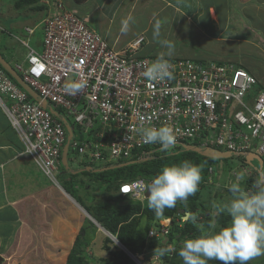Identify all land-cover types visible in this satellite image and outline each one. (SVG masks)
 Masks as SVG:
<instances>
[{"label": "built area", "instance_id": "built-area-1", "mask_svg": "<svg viewBox=\"0 0 264 264\" xmlns=\"http://www.w3.org/2000/svg\"><path fill=\"white\" fill-rule=\"evenodd\" d=\"M43 4L44 15L35 24L43 40L31 46L36 26L25 28L26 39L18 40L26 54L13 67L47 106L29 100L0 68V108L22 143L21 154L57 188L54 175L68 141L69 118L86 135L72 138L69 146L92 165L140 161L150 155L146 150H161L158 142L145 143L139 134L142 127L161 126L174 129V146L185 142L243 157L253 153L264 160V84L245 69L232 63L169 59L171 78L149 82L142 71L157 58L138 55L144 37L117 50L63 0ZM73 81L84 84L76 95L64 91ZM141 181L148 183H122L118 193L143 202L147 188L139 191ZM159 224L148 232L149 238L168 233L170 219Z\"/></svg>", "mask_w": 264, "mask_h": 264}, {"label": "crops", "instance_id": "crops-1", "mask_svg": "<svg viewBox=\"0 0 264 264\" xmlns=\"http://www.w3.org/2000/svg\"><path fill=\"white\" fill-rule=\"evenodd\" d=\"M40 1V4H43L46 0ZM63 1L66 7L87 25L93 22L96 26L90 27L91 30L105 38L108 44L117 50L123 49L138 37H144L138 55L158 58L159 54L167 49L161 45L155 46V43L160 39H168L173 42L174 49L173 55L166 57L167 59H190L200 62L209 59L221 64L232 63L245 69L264 84V0ZM89 3L91 6L86 8ZM0 6L13 16L15 11L24 15L32 12H11V8H14L11 0H0ZM37 14L42 17L44 11ZM129 15L133 17V22L126 33H121V21ZM156 20L161 21V35L158 40L153 39ZM27 27L30 26H25L24 30ZM0 30L6 32L1 25ZM195 32L200 33L198 35L203 39L209 40V50L212 48L213 52L207 50L208 43L205 47L206 41L195 40L192 35ZM174 38L180 43H189L188 39L191 38L201 50L198 49L194 56L189 55L195 58L184 57L188 54L177 51ZM0 118L3 121L0 126V164L3 165L0 169V212L7 214L6 218H0V226L5 221L11 230H18L21 225L22 231L27 229L32 232L31 224L42 221L47 232L59 234V237L63 238L62 241L65 240L64 243L71 246L84 224L85 211L78 204L74 205L72 202L75 200L71 197L66 196L72 202H65L61 193L50 191L51 187L45 185V180L37 173L34 165L32 170L29 157L21 154L22 143L1 108ZM81 162L82 160L79 161L80 166ZM39 183L45 185L44 188ZM13 189L18 191L17 199L10 195ZM29 193L31 194L28 195ZM43 196L47 198L46 203L41 202ZM27 200H30L29 205ZM40 205L43 213L38 211ZM6 239L7 236L3 234L0 236V243L6 242Z\"/></svg>", "mask_w": 264, "mask_h": 264}, {"label": "trees", "instance_id": "trees-1", "mask_svg": "<svg viewBox=\"0 0 264 264\" xmlns=\"http://www.w3.org/2000/svg\"><path fill=\"white\" fill-rule=\"evenodd\" d=\"M11 2L15 10L39 13L46 9L44 4H40V0H11ZM0 33L2 34V32ZM2 53L0 52V55L14 69L13 66L17 60H15L12 54L8 58ZM0 68L12 82L17 84L1 65ZM28 98L32 100L30 96ZM57 111L61 114L63 113L59 108H57ZM70 125L72 135H74L73 138L76 139L75 132L78 131L79 133L78 127L71 122ZM71 140L72 138L67 141L68 151L71 149L69 146ZM192 144L197 145L194 142ZM206 150H209V152L212 150L213 154L223 152L219 148H209ZM72 152L77 155L76 151L72 150ZM145 152H150V155L144 156L140 161H125L107 166L81 162V167H83L81 173L85 176L94 174V181L92 184L87 185L80 181L85 186L83 193L76 200L70 197L128 252L126 253L119 248L110 237H104L103 248L106 251V256L99 259L100 264H137L136 259H132L131 256L137 257L146 251L148 252L147 258L142 262L140 261L141 264H151L150 256L156 254L161 264H183L178 254L181 248L177 247L179 242L195 238L202 231H210L215 221V217L210 216V209L206 208L199 201L200 194H198V191L189 196L187 201H177L175 207L165 208L160 216H157L153 210L148 208L147 198L143 202H140L130 198L128 195L119 194L118 189L122 183L133 182L137 179H143L149 183L153 177L159 174L162 167L179 164L184 160H189L202 168V178L198 188L208 186L207 182L210 180V174L212 173H209V169H211V162L215 160L212 159V155L206 158L203 155L204 151L198 153L195 150H186L181 146H172L167 153L161 150L149 151V149ZM230 156L237 155L230 154ZM229 157L222 158V160L226 161V158ZM237 157L245 162V164L247 163L245 157ZM60 166H62V162ZM254 176L245 177L244 182L241 184L246 191L254 190V185L258 179L257 176ZM213 178V180H216L215 177ZM81 184L76 183L79 190ZM188 212L196 214L197 220L201 218L200 225H203L202 229L198 227L197 221L195 225L188 219L182 221V217ZM167 218L171 219L168 233L165 235L168 240L167 243L162 244V238H149L148 232L152 228H160L159 222ZM230 219L226 213L219 212L216 217L217 225L213 230L226 227ZM96 230L97 226L90 219L85 218L84 224L80 228L66 256L65 264H93L85 252L89 244L87 237ZM169 246L172 247L171 250L168 249ZM162 250H164L163 255L161 254Z\"/></svg>", "mask_w": 264, "mask_h": 264}, {"label": "clouds", "instance_id": "clouds-1", "mask_svg": "<svg viewBox=\"0 0 264 264\" xmlns=\"http://www.w3.org/2000/svg\"><path fill=\"white\" fill-rule=\"evenodd\" d=\"M132 22L131 15L123 19L121 33H126ZM160 30L161 21L156 20L153 29L154 40L159 39ZM159 43L167 51L161 52L154 62L143 69L142 75L149 82L161 81L172 76L171 64L166 57L173 55L174 44L168 39L159 40ZM83 87L84 84L80 82H67L64 85V91L70 95H76ZM140 119L143 120L144 117H140ZM139 134L145 143L158 142L161 145V151L166 153L176 142L174 129L171 126L142 127L139 129ZM201 171L202 168L199 165L189 160L164 166L146 186L141 181L142 186L139 191L144 192L145 187L147 188V206L157 216H160L165 208L175 207L177 201H187L189 196L198 191L202 178ZM243 180V173L236 176L235 182L229 188L232 199L218 206V212H226L231 218L229 224L219 230L202 231L199 236L184 240L178 253L183 264H209V261L213 260L220 264H248L250 260L264 255V172L259 174L253 191H246L241 186ZM186 217L194 225L196 224V214L188 212ZM198 227L202 229L203 225H198ZM164 238L166 237H163L162 240ZM114 243L119 244L117 240ZM161 254H164V250L161 251ZM131 258L136 259V262L140 264L135 256H131Z\"/></svg>", "mask_w": 264, "mask_h": 264}, {"label": "rangeland", "instance_id": "rangeland-1", "mask_svg": "<svg viewBox=\"0 0 264 264\" xmlns=\"http://www.w3.org/2000/svg\"><path fill=\"white\" fill-rule=\"evenodd\" d=\"M88 5L89 6H86V8H89L91 6V3H89ZM6 10L7 9H3V6H0V25L5 29L6 32L9 33V34L6 32L5 33L2 32V34L0 33V52L1 53L3 52L2 54L8 58L10 54H12L15 60H17V62L20 63L24 60L26 50L20 44L18 39H26L27 35L24 32V27L25 26L34 27L33 25L38 21H40L42 17H40L39 14L33 12L24 15L19 11H15L14 8H11L10 10L11 12L15 11V15L13 16L12 13L8 14ZM35 26H36L35 35L33 37H30L31 46H34L35 43L36 45H38L43 40L41 27L37 25ZM87 26L89 28L90 27L95 28L96 25H94L93 22H90ZM198 34L200 33L195 32L192 35L194 36L196 41L197 40L206 41L204 45L205 47H207V43H208L207 50H209V40L203 39ZM174 41H175V46H177V51L181 52V54H188L187 56L183 55L184 57L195 58L189 55L194 56L193 54L197 53L198 49L201 50L199 46H197L194 42L191 41V38L188 39L189 43H183V42L180 43L175 38ZM158 45H160L159 41L155 43V46ZM209 52H213V49L211 48ZM205 62L209 63L213 61H209V59H206ZM69 122L72 123V120L70 118H69ZM2 125H3V121L0 118V126ZM75 136L76 139L86 138V135L80 134L78 133V131L75 132ZM181 144H182L181 147L186 146L185 142ZM203 151H204L203 152L204 157L207 158L211 156V155L209 156L208 151L206 149H204ZM67 159H68V166L66 167L62 165L58 167V171L54 175L61 189L57 188L55 185H53L50 181L46 180L45 178L43 179L46 182L45 185L47 184L46 186L49 185L51 187L50 191H53L55 193L58 191L59 193L62 194V198L64 199L65 202H70L71 200H69L66 196L69 197L71 196L75 200L79 199L80 197L79 195H81V193H83L84 191L85 186H83V183L86 185L92 184L94 181V174L85 176L84 174L81 173L82 168L79 163L81 157L73 153L71 149L67 153ZM212 159L215 160L211 162L212 173L210 174L211 175L210 180H208L207 182L208 186L204 188H200V187L198 188V194H200L199 201L204 206H206V208L208 207V209H210V216L215 217V221L213 222L210 231H212L213 228L217 225L216 217L219 214L218 206H221L222 204L227 203L232 199V195L229 191V188L231 184L235 182L236 176L243 173L244 179L245 177L254 176V175H255L254 177L257 176L258 178L259 174L261 172H264V160L260 159L259 157L251 160L249 163L246 164L245 162L240 160V158L237 156H230L229 158H226L227 159L226 161L222 160V158H217V157H212ZM32 166L33 163L31 165V168ZM213 177H215L216 180H213L214 179ZM80 181H82L83 183L81 184ZM243 182L244 180L241 182V184ZM76 183L81 184L80 190L77 188ZM39 185L43 186V188L45 186V185H41L40 183ZM17 193H18L17 189H13L11 190L10 195L12 198L17 199L18 197ZM30 194L31 193H29L28 195ZM1 199L2 197H0V201ZM27 201H28L27 205H29L30 200ZM41 202L46 203L47 198L43 196L41 198ZM72 203L77 204L75 201ZM33 208L37 209V207H33ZM38 211L39 213L40 212L43 213L41 205L39 206ZM2 213L0 212V218L2 217L6 218L7 214H5L4 211ZM84 217L87 218L86 215ZM38 218L40 219L39 215ZM201 221L202 220L200 218L197 220V223L200 225ZM4 222L3 225L0 226V234H1L0 236L4 234V236H7V239L6 242L0 243V264H65L66 256L72 246L71 245L72 243L71 241H69V244L71 246L66 245L64 243L65 240L63 242L62 241L63 238L59 237V234L55 232L52 234L47 232L45 230L46 228L45 223H43L42 221L40 222L37 221L36 223L32 222L33 224L31 225L33 226V230L31 232L30 230L27 229L22 231L21 225L18 227L19 229L17 228L18 230H11L9 229L8 222L5 223ZM45 234L47 236H45ZM107 236L108 235L104 230H101L100 228L97 227V230L91 235H89V237H87L89 244L85 253L87 257L91 259L93 264H100L99 259L106 256V251L103 248V240L104 237ZM182 245L183 242L180 241L177 247H182ZM171 248H172L171 246L168 247V249L170 250ZM147 255L148 252L146 251L145 253L138 255L136 258L139 262L140 261L142 262L147 258ZM150 258H151V264H161L157 254L151 255ZM209 264H220V262L213 260V261H209ZM248 264H264V255L258 256L250 260Z\"/></svg>", "mask_w": 264, "mask_h": 264}, {"label": "water", "instance_id": "water-1", "mask_svg": "<svg viewBox=\"0 0 264 264\" xmlns=\"http://www.w3.org/2000/svg\"><path fill=\"white\" fill-rule=\"evenodd\" d=\"M0 65L1 67L8 73L10 74V76L14 79V81L36 102H39L41 104V106L43 108H45L47 106L46 104V101L45 100H41L38 96V94L36 92H34L23 80L22 78L15 72L14 69H12V67L9 65L8 62H6L3 57L0 55ZM52 113L56 114L55 112L52 111ZM64 123L66 122L65 120L63 121ZM67 123V122H66ZM66 128H67V131H68V140L71 139L72 137V132H71V129H70V126L69 125H66ZM186 150H195L196 152L200 153L201 151H203L204 149H200V148H197V147H191V146H185L184 147ZM206 149H209V148H206ZM67 151H68V146L66 144V146L63 148V151H62V165L66 166L67 167ZM212 151V150H211ZM209 152L208 150V154L209 155H212L213 157H217V158H225V157H229L230 156V153H227V152H222V153H215L213 154V151L212 152ZM257 157H259L258 155H255L253 153H250V154H247L246 155V161L247 163H249L251 160L253 159H256ZM260 158V157H259ZM261 159V158H260ZM147 191L145 193V198H147ZM84 212V211H83ZM85 215L97 226L99 227L92 219L91 217L86 213L84 212ZM184 220L187 219L186 217V213L183 217ZM100 228V227H99ZM101 230H103L102 228H100ZM107 233V232H106ZM107 235L113 239V241H115L116 239L113 238L112 236H110L108 233ZM167 242V238H164L161 243L162 244H165ZM123 251H125L126 253H128L126 250H124V248L120 245V244H117Z\"/></svg>", "mask_w": 264, "mask_h": 264}]
</instances>
